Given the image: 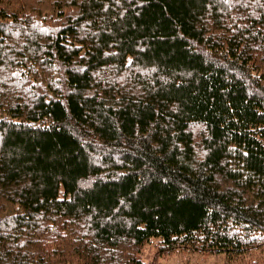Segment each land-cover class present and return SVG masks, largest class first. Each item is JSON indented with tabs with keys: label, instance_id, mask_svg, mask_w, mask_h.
Here are the masks:
<instances>
[{
	"label": "trees",
	"instance_id": "1",
	"mask_svg": "<svg viewBox=\"0 0 264 264\" xmlns=\"http://www.w3.org/2000/svg\"><path fill=\"white\" fill-rule=\"evenodd\" d=\"M152 240L264 252V0H0V264Z\"/></svg>",
	"mask_w": 264,
	"mask_h": 264
},
{
	"label": "rangeland",
	"instance_id": "2",
	"mask_svg": "<svg viewBox=\"0 0 264 264\" xmlns=\"http://www.w3.org/2000/svg\"><path fill=\"white\" fill-rule=\"evenodd\" d=\"M157 241L152 240L140 252V258L151 264H247L255 261L264 264V252L253 251L244 262L229 261L222 253L193 252L189 249H177L169 254H158Z\"/></svg>",
	"mask_w": 264,
	"mask_h": 264
}]
</instances>
